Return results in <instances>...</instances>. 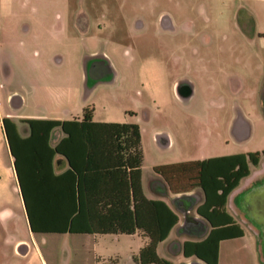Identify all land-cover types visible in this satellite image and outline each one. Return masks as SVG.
<instances>
[{
    "label": "rangeland",
    "instance_id": "1",
    "mask_svg": "<svg viewBox=\"0 0 264 264\" xmlns=\"http://www.w3.org/2000/svg\"><path fill=\"white\" fill-rule=\"evenodd\" d=\"M56 1V6L49 10L47 6H42L45 8L42 21L45 38L49 39L53 31H57L59 36V42H54V46L46 41L44 44L48 54L51 49L57 53L54 51L52 55H46L45 62L50 60V65L45 66L43 74L58 76V86L64 90L60 105L58 108L54 106V109H66L72 115L80 116L82 107L90 105L88 107L96 109L98 119L109 117L139 125L142 130L141 150L145 155V182L153 176L154 166L192 157L190 155L198 149L201 131L209 116L218 114L220 132H224L222 127L228 116L227 111L212 114L204 110L206 96L202 86L205 84L196 77L198 58L192 50L199 45L197 40H200V36L195 37L197 31L203 28L204 32L212 35L210 44L214 45V58L220 63L226 62L225 66L231 70L240 71L247 85L260 75L258 49L250 47L244 39V35L250 32L253 20L244 9L245 3L240 0H84L78 7L81 5V8L90 11V18H94V15L103 17L97 25L92 20L90 29H102L99 37L107 42L91 41L83 45L78 40L74 47L66 44L68 40L61 32L66 22H70V31L73 27L78 29L75 22L77 17L70 10L75 9L71 6H77L79 0ZM69 1L70 4L67 3ZM17 9L21 11L19 6ZM202 10L207 12L203 15ZM161 14L172 15L178 25L191 22L193 28L190 35L186 38L182 32H177L175 37H169L158 24ZM259 17L264 29V6ZM233 45L235 49H232ZM56 57L61 60L60 63L54 61ZM234 59L236 64L233 63ZM158 61L162 64L152 66L153 62ZM37 73L34 71L33 75ZM186 76L193 80L197 93L193 99L180 102L173 97L171 83L179 79V83L185 82ZM179 110L182 114L178 113ZM129 113H134V117ZM179 122L182 123V134L177 135L176 150L168 152L155 148L153 129L166 130L172 123ZM194 195V205H197L199 196L197 192ZM168 201L177 210L183 225L185 214L177 209L172 200ZM0 203H3L0 208L9 210L12 215L9 223L0 220V264H78L73 260L68 234L31 235L14 184L0 194ZM189 215L196 216L195 210ZM181 232L179 230L176 235L180 239L187 238ZM178 237L160 246L158 255L175 264H182ZM130 242L126 238L117 242L113 237H108L105 244L107 252L121 253L123 264H133L127 255ZM222 251L226 264H261L249 241L224 244ZM79 264L88 262L83 259Z\"/></svg>",
    "mask_w": 264,
    "mask_h": 264
},
{
    "label": "crops",
    "instance_id": "2",
    "mask_svg": "<svg viewBox=\"0 0 264 264\" xmlns=\"http://www.w3.org/2000/svg\"><path fill=\"white\" fill-rule=\"evenodd\" d=\"M240 1L245 3L244 9L253 20L250 32L247 35H243L250 47L258 49L256 53L260 64V75L253 80L252 84L247 85L240 71H233L230 67L225 66L226 62L220 63L214 58V54H212L214 45L210 44V39L213 38L212 35L204 32L203 28L200 32L197 31L195 37L200 36V40H197L199 45L197 48H192V50L198 58L195 72L196 77L204 81L205 84L202 86L204 87L203 91L206 96L204 102L205 113L214 114L219 113L220 110H226L228 116L223 123V133L220 132L221 127L217 119L218 114L216 116H209L208 121L204 123V127L202 128L200 142L197 144L198 149L193 155H190L192 157L180 161H172L169 162L170 164L205 161L264 151V29L259 17L261 15V8L264 6V0ZM83 2L85 1L79 0L77 6L69 5L72 8L75 7L70 12H72L74 17H77V21L75 22L78 28L73 27L74 31H70V22H66V25L63 26L64 29L61 34H64V37L68 40L66 44L69 47L70 45L74 47L75 42L78 40L79 42H83V45L90 44L91 41L98 43L107 42L106 39L102 41V38L99 37L101 36L102 29L99 28V30L94 31L89 27L92 24V20L97 25L103 17L94 15V18H90V11L81 8V5L78 7ZM56 3V0H0V194L9 190L14 184V189L19 197V204L23 210V203L13 169V159L5 138L2 120L4 118L12 120L16 123L20 136L26 137L29 132L27 126L20 123L22 120H73L81 118V115H72L66 109H54V106L58 108L60 105V100L64 96V90L58 86V76L51 73L43 74L46 69L45 66L48 63L50 65V60L47 63L45 62L46 55L50 56L51 53L56 52L54 49H51V53L48 54L44 48L45 41L52 43V46H54V42H59V36L57 31H53L50 33L49 39L48 37L45 38V29L42 22L45 8L42 6H47L46 9L49 10L54 5L56 6ZM67 3L70 4V1ZM18 6L21 11L17 9ZM24 8L28 10L24 11ZM205 12L207 11L202 10L203 15ZM177 23V20H174L172 15L161 14L159 16L158 24L169 37H175L177 32H182L187 38L193 28L190 24L191 22H183L180 25ZM237 28L239 33L242 34L238 26ZM58 45L59 43L56 46ZM233 46L232 49H235V45ZM56 60L59 63L61 62L57 57L54 61L56 62ZM238 62L241 63L240 61ZM233 63L236 64L235 59ZM153 64L152 66L156 67L162 63L158 61L157 63L153 62ZM34 71L39 73L33 75ZM180 81V79L174 80L171 83L173 97L180 102H183L184 99H193L197 93L193 80L186 76L184 77L185 82L179 83ZM220 81H222V84ZM180 84H184L189 89V93L185 97L178 95L177 90H179ZM16 87H20V89ZM88 106L90 105L82 107V110ZM178 113L182 114L180 110ZM129 114L134 117V113ZM92 120L96 123L136 124L125 120L116 121L109 117L107 119H98L96 118L95 108H93ZM181 125L182 123L179 122L178 124L172 123L166 130L153 129L152 142L154 147L158 148V150L162 149L174 152L177 145L175 142L177 135L180 136L182 134ZM139 130L141 136L142 130L140 126ZM63 136L64 134L59 129L53 130L50 137L51 146H55ZM142 154L144 162L145 155L144 153ZM196 155L201 156L196 157ZM143 167L142 163L141 185L144 196L151 200H162L173 210L174 208L169 204L168 200H172L174 204L175 200H180L179 204L181 208L175 206L185 214L184 223L181 225V217L176 212L177 210H174L179 217V222L171 230L168 238L158 244L156 248L157 254L160 246L178 237L179 230L182 231V234L187 235V238L182 237L180 239L178 237L181 244L187 240L197 241L202 239L203 236H199V232H193L195 226L193 227V225L188 223L189 219L194 218L200 221L203 226H206V229H204L205 234L209 232L210 228L207 222L197 215L194 217L189 215L203 201L201 190L194 189L190 192L173 194L163 189L161 193V188L154 187V184H162L161 178L152 172L153 176L145 182L143 179ZM67 168L68 164L66 160L59 155L55 156L54 172L60 174ZM195 192L199 196L197 205H194ZM2 204L0 203V206ZM225 211L243 231V235L238 238L222 240L219 243L218 264H226L222 255L224 252L222 251L223 245L237 241H249L260 263L264 264V156L256 167L250 168L249 175L241 179L239 184L230 192L225 204ZM24 216L26 218L25 212ZM0 218L2 222L9 223L12 219L11 212L1 207ZM189 226L192 227L190 228ZM31 235L33 234L31 233ZM34 235L57 236L63 234ZM68 236L71 240L73 260L78 264L83 259L88 264H96L97 262H104L110 259L117 260L118 264H123L121 253L115 251L107 252V244L105 242L108 237H113L117 242L121 238L129 239L131 242L127 255H129L131 260L148 242V238L140 232H135L131 235L68 234ZM135 239H137L136 242ZM245 246L246 244L243 246L244 249ZM181 257L183 260L182 264H205L195 257L185 258L182 255ZM226 260L227 258H225ZM132 263L135 264L133 260ZM172 263L175 264L174 262Z\"/></svg>",
    "mask_w": 264,
    "mask_h": 264
},
{
    "label": "trees",
    "instance_id": "3",
    "mask_svg": "<svg viewBox=\"0 0 264 264\" xmlns=\"http://www.w3.org/2000/svg\"><path fill=\"white\" fill-rule=\"evenodd\" d=\"M93 108L85 107L80 119L20 121L28 136H20L17 125L2 120L13 169L17 179L29 231L34 234H126L140 232L148 238L135 264H173L158 256L156 248L178 224L179 217L162 200L147 199L142 191L143 154L139 126L130 123H96ZM63 138L51 146L53 130ZM68 168L54 172L55 156ZM264 151L205 161L157 165L153 173L173 194L200 189L203 201L195 214L207 222L205 234L200 221L188 220L202 239L181 244L185 258L218 264L219 243L238 238L243 231L226 213L230 192L256 167ZM180 200L175 205L181 208ZM193 201V200H192ZM190 228L192 226H189ZM205 234V235H202ZM96 264H118L107 260Z\"/></svg>",
    "mask_w": 264,
    "mask_h": 264
},
{
    "label": "water",
    "instance_id": "4",
    "mask_svg": "<svg viewBox=\"0 0 264 264\" xmlns=\"http://www.w3.org/2000/svg\"><path fill=\"white\" fill-rule=\"evenodd\" d=\"M185 88H186L185 91H182L180 88H179V90H177V91H178V95H179L180 97H185V96L188 95V93H189V89H188V87H185Z\"/></svg>",
    "mask_w": 264,
    "mask_h": 264
},
{
    "label": "flooded vegetation",
    "instance_id": "5",
    "mask_svg": "<svg viewBox=\"0 0 264 264\" xmlns=\"http://www.w3.org/2000/svg\"><path fill=\"white\" fill-rule=\"evenodd\" d=\"M185 87H186V86H185L184 84H183V85L180 84V86H179V88H180L182 91H185V89H186Z\"/></svg>",
    "mask_w": 264,
    "mask_h": 264
}]
</instances>
